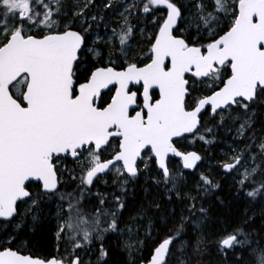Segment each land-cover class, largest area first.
Wrapping results in <instances>:
<instances>
[{
    "label": "snow or ice",
    "instance_id": "6c2138e0",
    "mask_svg": "<svg viewBox=\"0 0 264 264\" xmlns=\"http://www.w3.org/2000/svg\"><path fill=\"white\" fill-rule=\"evenodd\" d=\"M262 110L264 0H0V264H264Z\"/></svg>",
    "mask_w": 264,
    "mask_h": 264
},
{
    "label": "trees",
    "instance_id": "16d2710c",
    "mask_svg": "<svg viewBox=\"0 0 264 264\" xmlns=\"http://www.w3.org/2000/svg\"><path fill=\"white\" fill-rule=\"evenodd\" d=\"M264 121V110H262L261 115L258 117L257 123L259 125L260 122ZM222 139L223 143L211 146L212 150L210 153H207V155H215L219 157L221 155L220 149L226 148L227 144L230 143V139L225 138V133L220 132L218 134ZM199 147V145L197 146ZM212 163H215V161H211ZM218 180L222 183L223 187L218 190L217 195L220 199L224 200V205L220 206L219 201H214V207L210 209L211 218L212 221L215 222L218 216H226L231 219H239L240 213L244 211L245 208L251 213H254L257 216L256 220V226H258L261 223H264L260 219V208L261 204L264 202H256V203H246L243 201H237L234 199L233 192H232V185L229 180H226L223 177H217ZM109 183H111V177H109ZM151 182H149L150 184ZM144 188V181L141 179L134 190V196L135 200L130 204V210L132 208L138 207L141 202L145 199V194L143 191ZM149 191L153 193V195L156 194V189L154 187H150ZM131 200L132 197H129ZM30 223V222H29ZM219 225L213 223L212 228H218ZM53 232H54V222L49 223L48 221H42L39 223L35 230H31V228H27L24 230V234L21 236V240L30 241L28 247L29 249L36 255L40 256H46L48 255L52 249L54 244V238H53ZM109 244L113 247L115 246V240H110ZM213 257H215V253H213ZM122 260V256L118 253L113 254V264H117V261Z\"/></svg>",
    "mask_w": 264,
    "mask_h": 264
},
{
    "label": "rangeland",
    "instance_id": "374dc122",
    "mask_svg": "<svg viewBox=\"0 0 264 264\" xmlns=\"http://www.w3.org/2000/svg\"><path fill=\"white\" fill-rule=\"evenodd\" d=\"M230 181V180H229Z\"/></svg>",
    "mask_w": 264,
    "mask_h": 264
}]
</instances>
